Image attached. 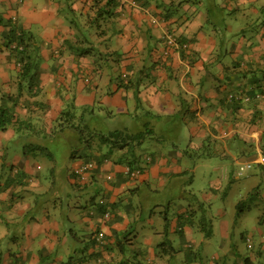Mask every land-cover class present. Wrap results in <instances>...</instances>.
I'll return each mask as SVG.
<instances>
[{"label":"crops","instance_id":"obj_1","mask_svg":"<svg viewBox=\"0 0 264 264\" xmlns=\"http://www.w3.org/2000/svg\"><path fill=\"white\" fill-rule=\"evenodd\" d=\"M150 1L151 6L142 7L138 0L137 5L133 0H120L110 9L109 25L105 24L110 28L113 23L116 29L100 30L99 38L91 36L94 31L86 32L97 15L92 0H0V18H18L24 30L39 40L44 89L40 97L47 107L44 123L48 127L74 101L78 107L99 105L112 114L115 123L130 127L134 134L154 130L138 149L143 156L140 164L146 171L137 181L128 182L123 177V183L117 179L121 185L113 188L100 175L99 196L93 187L88 195L75 198L78 207L84 202L90 204L94 198L117 204L111 225L102 227L106 234L104 247H91L88 254L100 253L102 264H121L125 258L132 259L133 264H169L172 258L183 264L186 257L180 253L187 247L192 245L200 251L209 243L222 250V255L216 253L209 264L226 255L228 263L234 264L238 245L229 243L234 222L225 220L226 215L217 220L220 225L216 229L222 235L217 240L211 238L214 230L210 218L214 204L223 201V188L246 164L242 159L252 157L255 164L264 165V100L247 99L250 103L242 105L228 101L241 89L253 91L258 81L262 88L255 92L264 91V0ZM229 1L230 9H237L236 14L228 16L226 22H218L219 13ZM157 2L178 10L172 23L158 21L163 9ZM210 18L218 23L217 27ZM76 24L95 40L92 54L84 58H77L74 51L83 40ZM169 35L188 45L186 54L166 45ZM60 57L63 66L57 61ZM162 59L169 62L167 70L152 69ZM0 62L2 85L8 87L18 73L15 55L3 53ZM131 65L137 70L145 67V73L151 74L148 79L143 74L146 81L138 98L112 82L113 75L119 76ZM95 70L101 75L92 85L79 75L84 72L92 77ZM154 75L156 81L152 80ZM15 138L13 130L0 132V264H12L15 258L22 264H61L70 262L73 256L80 258L77 245L83 240L76 237L89 240L100 220L82 217L80 210L73 209L69 212L72 224L65 227L61 212L53 209L57 194H44L46 188L34 183L24 190L8 188L11 167L39 174L36 162L24 157L23 146ZM215 152L220 156L210 155ZM118 156L116 153L115 158ZM207 159L227 163L212 166ZM53 164L46 161L43 167L51 168ZM106 168L112 170L110 165ZM127 172L125 165H116L112 170L114 177ZM250 175L248 171L241 178ZM32 191L43 193L35 206ZM199 194L210 204L198 201ZM193 197L199 209L195 202L191 204ZM34 208L38 210L37 221L31 217ZM47 212L51 219L46 218ZM165 213L173 215L171 220L163 216ZM121 232L129 234L123 242ZM171 233L178 238H170ZM143 234L149 237L143 239ZM260 241L262 247L251 254L254 264H264V241ZM123 243L127 253L122 250ZM131 251L139 254L133 257ZM86 264L98 263L91 258Z\"/></svg>","mask_w":264,"mask_h":264},{"label":"trees","instance_id":"obj_2","mask_svg":"<svg viewBox=\"0 0 264 264\" xmlns=\"http://www.w3.org/2000/svg\"><path fill=\"white\" fill-rule=\"evenodd\" d=\"M119 1L120 0H92L94 7L97 9V15L88 23L90 24V26H88L89 31L86 30V32H90L91 34L92 31H94L91 36L98 37L97 34L100 30L102 32L107 31L109 27L105 24H108L110 18L108 16L111 15L110 9H112L113 6H118L120 4L118 3ZM133 1V3L137 5V0ZM138 2L142 7H149L153 3L150 0H138ZM200 2H202V0H194V3ZM157 4L159 9H163L160 13V20L158 21L169 24L172 23V19L179 13L178 10L172 7H166L158 2ZM122 6L125 7V5ZM230 8L229 1L225 4L223 13H221V15L219 13L218 15L220 19L216 20L218 22H226L228 16L236 14L235 12H237V9ZM209 12L211 13L212 10H209ZM209 20L211 24H214V27H217L218 23L215 22L213 18ZM242 22L246 24L245 20H242ZM76 25L79 29L78 32H82L83 34V40L79 42L74 51L77 58H84L92 54L91 51H93L95 40H92L93 38L91 36L88 37L86 32L82 31L78 24ZM0 27H2V30H0V55L3 53L4 55L6 53L15 55V66L18 69V73L8 84V87L2 85L0 77V132H7L9 130L15 132V140L20 142L21 146H23L24 157H31L36 162L35 168L39 173L36 175L33 173L30 174L18 167H11L9 169L10 175L7 187L24 190L30 188L34 183L39 185L38 188L42 187L40 185L46 188L44 194H49L51 192L57 194L53 209L61 212V220L65 227H69V225L71 226L72 224L69 212L73 209L80 210L82 217L99 219L98 228L91 235L89 240H86L85 236L76 237L78 240H83L80 245H77V254L80 255V258L73 256L70 262L68 261L67 263L61 264H86L91 258H95L98 264H102L103 257L100 253L95 252L93 255H89L88 252L91 247H104L106 234L102 231V227L111 225L112 215L117 204L107 201L104 198L98 201L94 198L93 201H90V204L84 202L82 207H78V205H75L74 200L76 197L88 195L93 187L96 189L95 192H98L97 194L99 196L101 194V187L98 176L100 175H104L103 178H106L113 188L121 185L117 179H120V182L123 183V177H125V181L127 179L128 182L137 181L146 171L145 167L140 164L139 159L143 158V156L138 154V149H140L141 144L144 142L145 136L152 134L154 130L147 129L144 133L134 134L130 127L120 125L119 122L115 123L112 114L99 105L93 107H78L74 101L66 105L54 125L48 127L44 123V110H46L47 107L40 97L44 89L42 87L40 73L42 59L40 56L41 47L39 45V40L33 33L24 30L18 18L5 19L2 17L0 18ZM111 29H116L113 23L109 31H111ZM242 30L244 31V29ZM94 33L96 34L94 35ZM221 34L224 35L226 33L221 31ZM165 41L167 43V38ZM181 41V39H179V41L175 39V45H171L172 47L168 44L166 45L171 48H176L178 51H183L182 54H186L188 45ZM67 44L73 48L71 41H68ZM61 58L62 57L57 59L60 64L62 61ZM61 65L63 66L64 64ZM153 67L159 68L160 70H167L169 62L167 59H162L161 62H155V64L152 65V69ZM59 68L60 65L56 67V73ZM1 69L2 64L0 62V71ZM144 69L145 67L137 70V66L131 65L127 71H122L119 76L114 77L113 75L112 82H115L119 89L125 90L127 93L131 92L132 96L138 98L144 87V82L146 81L143 79V74L146 75L147 79L151 76V74H146ZM94 73L95 75L93 74L92 77L88 76L87 73L84 74V72H80L79 75L86 83L92 85L94 83V78H99V75H101L100 70H95ZM152 77L153 81L157 80L155 75ZM93 86L94 88L97 87L96 84ZM261 88L262 86L259 85L258 81L257 87L253 91L250 92L246 89H241L235 94L228 95V101L232 105L248 104L252 100L262 101L264 100V91L260 93L255 92L256 90L260 91ZM162 138L165 139V137ZM116 153H118L119 156L115 158ZM210 155L218 157L220 156V152L210 153ZM46 161L53 162V166L44 169L43 163ZM106 165H110L112 170L116 165H125L128 172L127 174L122 173V175L117 173L114 177L112 170L107 168L105 170V167H108ZM148 165H150V162ZM262 166L264 167V165ZM83 168L85 170H83ZM133 174L136 175L134 176ZM235 175L237 177V174ZM47 186L49 187L47 188ZM32 194L34 196L33 201L35 206L37 202H40L43 193L32 191ZM72 204H74V206H72ZM47 209H49V207ZM85 210L87 211L86 213ZM32 213V220L37 221L38 210L34 208ZM45 216L48 219L52 217L49 212H47ZM259 224H264V216L260 218ZM261 234L263 238L264 232ZM261 234H258V241L255 243H253V236L247 233L242 234V245L240 246L238 243L234 264H254V259L251 254L255 251L258 252L259 247H262L263 244L260 241V239H262ZM120 235L122 236L123 242L129 234L128 232H121ZM206 236L209 237L211 234H207ZM236 236L237 233L235 232V228L232 227L231 243ZM233 242L235 243V241ZM257 244H259V246H257ZM121 246L122 250L127 253V249H124L125 244L123 243ZM239 248H241V251H238ZM242 248H245L246 251L244 252ZM137 254L139 253L135 251H131L130 253L133 257L137 256ZM185 257L186 259L183 264L210 263V261L205 262L204 259L202 260L201 251H197L192 245L186 248ZM101 259L102 261L99 263ZM200 260L201 262H198ZM228 260L229 256L226 255L220 257L213 263L229 264ZM133 262L132 259L125 258L122 260L121 264H133ZM169 262V264H177L175 258H172V260L170 259ZM13 263L22 264V262L16 258ZM142 263L143 262H140V264ZM103 264L115 263L106 261Z\"/></svg>","mask_w":264,"mask_h":264},{"label":"rangeland","instance_id":"obj_3","mask_svg":"<svg viewBox=\"0 0 264 264\" xmlns=\"http://www.w3.org/2000/svg\"><path fill=\"white\" fill-rule=\"evenodd\" d=\"M184 145L186 147L188 146L187 144ZM242 160L247 163V161L249 160L252 161L253 158L245 157ZM207 161L212 166H220L219 164L225 165L227 163V161H221L217 159H207ZM250 163H252V168L249 170L251 175L247 178H235L234 181L228 184L230 185V188L227 189V191H225L228 186L226 184V187H224L222 191L223 195L221 196V199L223 201H219L215 204L213 203L216 207H214L211 211L213 218L210 219L212 220V228L214 230L211 238L216 237V239L218 240V238L222 237L221 233L217 231L216 227L220 225L219 221L217 220H221L225 215V220H231L235 223L233 227L235 228L237 236L233 241H235L236 245H238V243L240 246L242 245L241 236L243 233H247L253 236V243H255L258 241L259 231H261L262 233L264 232V224H259L260 218L264 216V167L260 164H255V161H252ZM191 180L193 179L191 178ZM189 192L190 194L196 195V193H194V191H192L191 189H189ZM204 200L205 199L203 195L199 194L198 201H200L202 204H209ZM195 201L196 199L195 197H193L191 200V204ZM194 204L198 205V209L199 207H201L199 202H195ZM159 214L160 213L158 212V218L160 217ZM163 216L165 218L168 217V220H171L173 215H167V213H165ZM199 236L200 235H198V237ZM145 237H149V234H143V239ZM150 237L153 238L155 236L151 235ZM169 237L178 238V236L173 233L169 234ZM158 238H162L161 240L164 239L163 236H159ZM262 239L264 240V237ZM215 243L217 244V242ZM223 246H226V244H224ZM218 249L219 248H216L214 244L208 243L207 245H205L204 249H200L202 260L204 259L205 262L211 261L216 253L222 255V250ZM242 249L244 252L246 251L245 248ZM184 254L185 250L180 253V255ZM120 260H122V257L120 258ZM198 262H201V260Z\"/></svg>","mask_w":264,"mask_h":264},{"label":"built area","instance_id":"obj_4","mask_svg":"<svg viewBox=\"0 0 264 264\" xmlns=\"http://www.w3.org/2000/svg\"><path fill=\"white\" fill-rule=\"evenodd\" d=\"M167 44L168 45H175V39L173 38V37H171L170 35L167 37ZM185 47H186V45H185ZM264 162V161H263ZM252 168V164H250V163H246V164H244V165H242L241 167H240V169H239V171H238V175L239 176H243V175H245L246 174V172H248L250 169ZM83 170H85L84 168H83ZM134 176L136 175V174H133ZM107 217V216H106Z\"/></svg>","mask_w":264,"mask_h":264},{"label":"clouds","instance_id":"obj_5","mask_svg":"<svg viewBox=\"0 0 264 264\" xmlns=\"http://www.w3.org/2000/svg\"><path fill=\"white\" fill-rule=\"evenodd\" d=\"M241 166H242V165H241ZM236 174H237V177H243V176H244V175H243V176H239V175H238V171H237V173H236Z\"/></svg>","mask_w":264,"mask_h":264}]
</instances>
